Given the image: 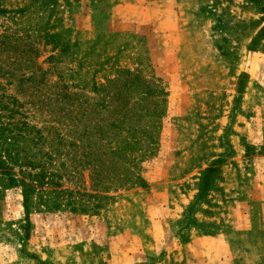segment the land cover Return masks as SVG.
<instances>
[{"label": "rangeland", "instance_id": "rangeland-1", "mask_svg": "<svg viewBox=\"0 0 264 264\" xmlns=\"http://www.w3.org/2000/svg\"><path fill=\"white\" fill-rule=\"evenodd\" d=\"M132 1L0 0V24L31 35L43 69L57 56L48 78L84 79L101 101L95 80L140 66L166 92L151 104L156 152L135 169L145 184L102 193L67 118L54 100L40 106L50 90L0 76V119L43 137L27 143L42 173L29 214L21 187L0 188V264H264V48L249 49L264 0H140L143 12ZM213 162L218 189L201 195ZM209 223L220 233L202 234Z\"/></svg>", "mask_w": 264, "mask_h": 264}, {"label": "trees", "instance_id": "trees-1", "mask_svg": "<svg viewBox=\"0 0 264 264\" xmlns=\"http://www.w3.org/2000/svg\"><path fill=\"white\" fill-rule=\"evenodd\" d=\"M2 12L5 13L6 10L0 4V13ZM43 38L46 44L55 41L52 35L45 34ZM259 48H264V26L257 31L249 45L250 50H260ZM40 53L29 33H20L12 26L3 28L0 24V76H14L22 72L20 81L22 85L24 82L29 83L26 89L33 87V94H45L44 91L50 90L48 95L55 97L39 98L40 106H48L46 103L54 100V108L67 118L66 123L70 125L71 133H67L71 136L69 143L77 148L76 154L82 149L80 154L85 159L84 163L92 168L93 187L106 193L138 183L144 185V179L135 169L141 161L154 155L157 149L159 123L155 121V117L158 115V109L152 108L151 104L155 99L160 101L162 98V101H165L166 96L159 80L143 74L140 66L133 69L120 67L113 76L104 77V81L95 80L91 84L89 91L97 95L103 94L104 99L98 101V96L83 94L82 91L89 87L84 79L78 83H69L62 75L58 80L48 78L47 73H52L58 68L57 56L50 55L47 61L51 62V65L48 69H43L37 61ZM31 69L40 74H27ZM245 76L247 74L243 73L242 77ZM80 82H84V85L81 86ZM240 82L243 83L242 78ZM14 103L18 105L17 102ZM6 106L8 105L0 98V110H7ZM7 117L0 119V188L21 187L25 210L29 214L32 196L42 184L37 179L42 173L32 172L35 167L29 157L27 143L35 138L39 141L43 137L30 133L29 124L25 120H18V130L14 131L8 127L13 123L5 121L11 120V116ZM57 138L63 142L66 137L59 132ZM219 170L220 167L215 162L205 169L201 195L218 189V185H214V179ZM90 196L101 200L106 195ZM57 204L55 202L54 205ZM96 207H99V204ZM78 208L84 210L83 204L74 202L72 210ZM206 226L208 229H201L204 235H215L221 231L215 223Z\"/></svg>", "mask_w": 264, "mask_h": 264}, {"label": "crops", "instance_id": "crops-1", "mask_svg": "<svg viewBox=\"0 0 264 264\" xmlns=\"http://www.w3.org/2000/svg\"><path fill=\"white\" fill-rule=\"evenodd\" d=\"M131 4L133 6H136V5H139V6L144 5V3L142 1H140V0H136L135 2L132 1ZM142 7H146L148 9V7H150V4H148V6H141V7H139L140 9H142L141 11L143 12V8Z\"/></svg>", "mask_w": 264, "mask_h": 264}]
</instances>
